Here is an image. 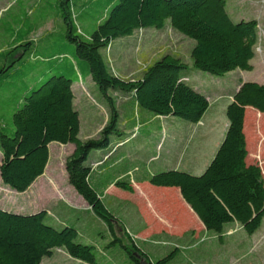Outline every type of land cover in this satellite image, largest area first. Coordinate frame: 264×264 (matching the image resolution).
Here are the masks:
<instances>
[{
  "label": "trees",
  "instance_id": "obj_1",
  "mask_svg": "<svg viewBox=\"0 0 264 264\" xmlns=\"http://www.w3.org/2000/svg\"><path fill=\"white\" fill-rule=\"evenodd\" d=\"M226 4V0H111L105 17L86 34L76 22L71 0H59L64 25L61 38L75 47L72 49L63 42L62 48L68 51L52 57L34 55L30 64L34 77L39 75L37 72L47 70L40 81L35 82V77V83H26V73L15 66L16 62H23L19 52L32 44V38L22 36L16 43L15 38L12 47L0 51V95L8 96V105L11 108L14 104L15 110L8 133L0 124L2 183L19 193L27 191L45 172L49 145L71 143L74 149L65 161L68 181L115 233L113 222L119 220L105 204L103 195L111 185L132 192V182L125 177H114L105 188H96L92 177L100 170L94 171L85 164L92 151L109 148L111 135L123 136L118 127L120 111L110 91L132 93L135 105L155 116L178 117L191 123L202 119L210 103L204 93L183 79L188 64L179 57L165 54L149 65L141 78L128 80L111 71L102 51L115 39L131 36L139 29L160 30L169 22L173 29L195 40L191 51L194 67L216 76L236 69L252 71L259 22L256 19L234 22ZM51 33L47 31L43 36L49 37ZM39 47L35 45L34 51L38 52ZM53 47L54 43L50 42L49 48ZM67 55L73 61L53 64L52 60L61 61ZM79 77H91L109 108V119L99 138H79L80 114L73 105L72 89ZM2 85L7 86L4 92ZM246 107L264 113V83L244 82L233 94L226 107L228 128L203 173L194 175L168 169L149 177L153 185L179 188L206 230L214 231L219 237L232 223L253 235L264 219V174L259 164L247 162ZM129 124L138 125L131 118ZM46 216L44 210L22 214L0 207V264H41L55 249H64L71 257L88 264L98 263L95 246L80 243L75 227L57 229L47 223ZM116 241L135 264H142L141 259L147 264H170L179 250L176 247L153 259L134 240L130 247L119 238H113L111 243Z\"/></svg>",
  "mask_w": 264,
  "mask_h": 264
},
{
  "label": "rangeland",
  "instance_id": "obj_2",
  "mask_svg": "<svg viewBox=\"0 0 264 264\" xmlns=\"http://www.w3.org/2000/svg\"><path fill=\"white\" fill-rule=\"evenodd\" d=\"M110 1L71 0L76 22L84 33L90 34L98 22L105 17L110 7H108ZM226 3V10L234 22L253 19L259 22L255 57L251 60L254 66L252 71L236 69L223 76H216L194 67L191 51L195 46V40L173 29L169 22L160 30L153 27L139 29L131 36L115 39L111 46L102 51L111 71L128 80L141 78L143 71L149 65L165 54H172L188 64V68L183 71V79L189 85L200 88L202 93L210 97L211 107L207 113L210 119L207 117V120H213L212 128L207 130L206 134L203 133V130L197 133V129H195L191 136L190 131L194 126L191 122L178 117L155 116L143 107L138 108L133 101L132 93L111 90L110 94L120 111L118 127L124 133L127 132L129 137H132V141L126 145L128 146L126 148L130 149L132 153L129 156L127 152H122L125 153V159L113 168L115 157L112 155L118 147L116 143L119 138L118 135L113 134L110 137L111 144L106 150L105 159L101 163H95L98 162V158L102 160L103 154H105V150H96L90 153L85 163L88 166H94L93 169L96 171L100 170L92 177V183L96 188H105V184L107 185L114 177H118L120 172L128 167H136L131 176L125 177V179L131 180L132 185L133 182L135 184L132 192L113 185L109 186L103 195L105 204L119 220L113 222L115 238H119L129 247L134 240L141 251H145L153 259L161 258L176 247L183 246L184 248L180 253L177 252L170 264H264V239L259 240L256 235L250 237L247 232H242L241 226L236 223L227 225L224 235L219 237L214 231L203 229L202 222L197 216V219L194 220L183 212L179 203L181 200L185 204L186 202L181 193H179L181 198L179 201L174 196L175 194L165 191L167 188L175 189L177 187L156 186L149 182V177L154 173L173 169L174 163L180 158L177 155L179 150H183L180 158L183 160L181 170L194 175L203 173L214 158L225 135L226 123L224 121L228 118L222 106L227 100L228 93L234 91L237 83L244 79L264 83V0H226ZM47 31L52 32L51 35L43 36ZM63 32L64 25L60 16L59 0H0V49H9L22 36L26 37L27 35V38L34 40L32 44L24 47L25 50L19 52L23 62L15 63V66H19L26 73L24 78L26 83H35V72L31 73L30 66L34 62V55L38 53L45 57H52L51 55L56 53L68 51V48H62L63 42L74 49V44H69L61 38ZM15 38L16 41L12 44ZM50 42L54 43L53 48H49ZM37 44L40 47L38 52H35L34 47ZM63 60L64 62L73 61L72 57L67 55L66 58L61 57V61L54 59L52 62L58 64ZM17 81L19 82V79ZM1 89L4 92L7 86L2 85ZM74 91L76 94L74 108L80 114L79 138L81 140L99 138L100 131L109 119V108L104 97L91 78L86 80L79 77L78 82L74 83ZM81 92L84 93V100ZM7 97L0 95V124L8 133L13 125L12 115L15 110L14 104L11 108L9 107ZM130 118L136 120L138 124L133 129L127 128ZM172 120L180 122L178 124L179 145L168 140L161 149L159 142H162L163 138L165 139V130L162 128L168 122H173ZM259 120L264 124V117ZM253 121L252 113L249 112L246 132L248 148L251 152L258 146V139L252 133ZM143 122L146 123L143 124ZM150 133L152 134L150 135ZM196 143L204 144L200 146L199 155L195 156L193 145ZM60 145L62 147H59ZM71 146V143L63 145L52 142L50 144L46 179L49 174L56 173V179L60 184H68L65 161L72 151ZM155 158L157 161L154 160ZM172 158H176L175 162L168 163L167 159ZM257 159L259 160L258 156ZM1 160L2 153L0 151V164ZM0 185L2 187H0V204L16 213H23L17 206L25 203L31 193L30 195L27 194L28 192L19 193L11 189L2 183L1 177ZM77 194L75 192V195ZM49 197L46 194L31 196L37 205L48 204L47 207L52 208L50 210H60V206L58 208L55 206L57 201L49 202ZM52 198L54 197L52 196ZM73 205H77V203L74 202ZM81 207L84 210L77 212L78 216L73 215L72 219L78 217L80 225L91 224L103 233L97 238V242H88L83 238H78L80 243L95 246L98 264H135L121 247L120 242L111 243L114 237L111 236L105 221L94 216L89 208H85L86 206L82 205ZM47 223L50 221L47 220ZM57 229H61L60 226H57ZM179 229L181 230L178 231ZM184 229L194 230L195 236L192 237L191 233L183 232ZM143 231V237L149 236L146 239L137 234ZM177 231L179 236H170L176 234ZM256 233H264V219ZM192 242L199 243L192 248H186ZM63 251L55 250L54 255L44 257L41 264H79L78 261H76L77 263L73 262L76 260L73 257H71L72 261L64 262ZM141 262L147 264L144 259H141Z\"/></svg>",
  "mask_w": 264,
  "mask_h": 264
},
{
  "label": "crops",
  "instance_id": "obj_3",
  "mask_svg": "<svg viewBox=\"0 0 264 264\" xmlns=\"http://www.w3.org/2000/svg\"><path fill=\"white\" fill-rule=\"evenodd\" d=\"M1 50L2 49H0V51ZM251 64H252V61H251ZM253 70H254V68H253ZM46 71L47 70H41V71L37 72L39 75L35 76L36 77V81L35 82L40 81L42 79V77L47 74ZM90 78L91 77H86L85 79L87 80V79H90ZM77 82H78V80L75 83H77ZM244 82H248V80L247 79L241 80L240 82L237 83L236 88L234 89V91L228 93L227 100L225 101V103L222 106V108L224 109L225 113H226L227 105L233 99V94L240 88L241 84L244 83ZM78 85H77V87H78ZM193 87L200 91V88H197L196 86H193ZM72 89H73V92H74V99H73V105H74V102L76 100V94H75V91H74V84L72 85ZM81 94H82V99L84 100L85 99L84 93L81 92ZM205 95L207 96V98L209 100V103H210L209 95H207V94H205ZM210 107H211V103L209 105V108ZM208 111L209 110L206 111V113L203 115L202 119L198 123H192V124H194V126L192 127V131H190V135L191 136L193 135L192 132H194L195 129H197V133H198V131L203 130V133L206 134V133H208L210 128H212V125H213L212 121L213 120H207V117H209V119H210V116H207L208 115L207 114ZM249 112L252 113L253 120H254L253 123H252V125H253L252 133L255 135V138L258 139V146L253 152H251L249 150V148H248V135H247V132H246L247 116L249 115ZM171 117L172 116H169L167 118H171ZM263 117H264V113L259 112L257 109H255L253 107H246L245 122H244V132H245V135H246L247 149H248L247 162L249 164H252V163L259 164L261 166L263 174H264V124H262L260 122V120H259V119H262ZM172 121L173 122H168L167 124H165V127L162 128V130L163 129L165 130L164 131L165 139L163 138L164 141L162 139V142H159V146L161 145V149L163 148V146H165V144H166V142L168 140H170L171 142L177 143L179 145L180 138L178 137V135H179L178 124H180V122L179 121H175V120H172ZM174 122H177V124H174ZM224 122L226 123V130H227L228 125H229V121L225 120ZM144 123H146V122H143V124ZM149 124H152V123L149 122ZM127 126H128L127 127L128 129H133V127H134V125H130V124H127ZM226 130H225V132H226ZM161 133H162V131L160 132V134ZM151 134L152 133H150V135ZM203 137H205V135H203ZM131 141H132V137H129L127 132L123 133V136L118 138V141L116 143V146H118V147H117L116 151L112 155L113 157H115V161L113 162L114 163L113 167H116L117 165H119L123 161V159H125V153H122V152H127L129 154V156L131 155L130 153H132V151L130 152V149L126 148V147H128L126 145H128ZM203 144L204 143H196L195 145H193L194 146L193 147V152H194L195 156L199 155V153L201 151L200 150V146L203 145ZM59 147H62V146L60 145ZM157 147H158V144H157ZM73 149H74V145L72 144L71 150L73 151ZM106 150L104 152L105 154H103L104 155L102 157L103 159L100 160L101 158H98L99 159L98 162H95V163H101V161H103L105 159V156L107 154ZM72 151H71V153H72ZM182 154H183V150H179L177 155H178V157L181 158ZM160 156H161V153H160ZM257 156H258L259 160L257 159ZM180 158H179V160L176 161V163H174L175 165H174V167H172L173 169H180L181 168L183 160H180ZM175 159L176 158L167 159V161H168V163H170V162L172 163V161L175 162ZM254 159H256L257 161H255ZM154 160L157 161L156 158ZM99 165H101V164H99ZM48 166L49 165L47 164V167ZM192 166H193V164H192ZM47 167L45 169L44 174L42 176H40L39 178H37L35 180V182L31 185V187L27 191H25L23 193H27L28 192L27 194H29V195L31 193V196H33V195L39 196L41 194H46V195L50 196L49 200H48L49 202L50 201H57L55 206H57L56 208H58L60 206V210L57 209V211L56 210L52 211V210H50L52 208L49 209L47 207L48 204L37 205L36 202L31 198V196L30 197L28 196L29 198L26 199V202L25 203H21V205L18 204L17 207L21 211H23L22 214H33V213H37L39 211L44 210V211L47 212L46 221L49 220L50 221L49 224L53 225L56 228H57V226H60V228H63L65 226H73V227H75L78 230V238L79 237L83 238V239L87 240L88 242H97V238L103 235V233H101V231L97 227H94L91 224H89L87 226L80 225V219L78 217H76V219H72L73 215L78 216L76 213L79 212V211H83L84 210V209H81L82 205L86 206L85 208H89L92 211L91 207L89 206V204L86 202V200L82 196H80L79 194L75 195V192L77 193V191L73 188V186L69 183V181L67 182L68 183L67 185L60 184L58 179H56V176H57L56 173H53L51 175L49 174L48 178L46 179L45 176H46V172H47L46 171ZM92 168H94V166ZM135 168L134 167H132V168L128 167L126 170L120 172L118 177H127V176L129 177V176H131V174L133 173V170H135ZM94 171H96V170L94 169ZM67 178H68V174H67ZM134 185L135 184L133 182V186ZM112 186L113 185H111L110 187H112ZM0 187H1V185H0ZM175 189H177V190H175ZM175 189L174 188H167L165 191L166 192H170L172 194H175L174 196H176L178 198V200L180 201L181 200L180 194H179V193H181L180 189L179 188H175ZM104 195H105V192H104ZM52 196L54 198H52ZM74 202H76L77 205H73ZM179 206H181L183 208V210H184L183 212H185L190 218H192L194 220L197 219L196 218L197 214L193 211V209L189 206V204H187V203L185 204L181 200V203H179ZM0 207L2 209H5V210H11L10 208L4 207L1 204H0ZM93 214H94V216L98 217L94 212H93ZM177 217H176V220H178ZM201 226H202L203 229H206L205 226L203 225V223L201 224ZM241 229H242V232H243L244 230H243L242 227H241ZM143 230L145 231L146 227ZM180 230L181 229H179L178 231H180ZM144 231L143 232H138L137 234L140 237H143L144 236L143 235ZM178 231H177L176 234H171L170 236H179L178 235L179 234ZM185 231H186L187 234L191 233L192 237L195 236L194 235L195 234L194 230L193 231H191V230L187 231L186 229H184L183 232H185ZM255 233L253 235H256L257 239H259V240L264 239V233H261V234H257V233L255 234ZM110 234H111L112 237H114V238L116 237L115 233H113L111 230H110ZM253 235H250V237L253 236ZM241 236H244V235H241ZM147 237H149V236H145V237H143V239L144 238L146 239ZM198 243L199 242H196V243L192 242L188 246H186V248H190V247L192 248L194 246H197ZM178 248H179V250L177 252L180 253L181 250L184 247L183 246H179ZM55 250L63 251L64 249H55ZM55 250H54V253H55ZM54 253H53V255H54ZM63 253H64V262L72 261L71 260L72 259L71 256L65 250L63 251ZM76 261H78L79 264H85V262H83L81 260H78V259H76L73 262L77 263Z\"/></svg>",
  "mask_w": 264,
  "mask_h": 264
}]
</instances>
